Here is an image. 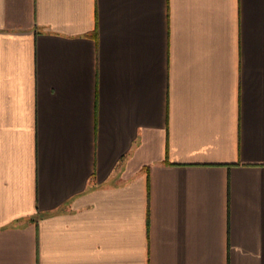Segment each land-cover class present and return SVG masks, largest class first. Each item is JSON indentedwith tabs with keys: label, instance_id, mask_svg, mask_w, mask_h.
<instances>
[{
	"label": "crops",
	"instance_id": "crops-1",
	"mask_svg": "<svg viewBox=\"0 0 264 264\" xmlns=\"http://www.w3.org/2000/svg\"><path fill=\"white\" fill-rule=\"evenodd\" d=\"M0 264H264V0H0Z\"/></svg>",
	"mask_w": 264,
	"mask_h": 264
}]
</instances>
